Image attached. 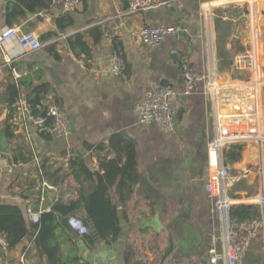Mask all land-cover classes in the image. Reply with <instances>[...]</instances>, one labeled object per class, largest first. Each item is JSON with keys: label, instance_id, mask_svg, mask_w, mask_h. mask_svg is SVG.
Here are the masks:
<instances>
[{"label": "crops", "instance_id": "crops-1", "mask_svg": "<svg viewBox=\"0 0 264 264\" xmlns=\"http://www.w3.org/2000/svg\"><path fill=\"white\" fill-rule=\"evenodd\" d=\"M161 1L130 15H121L129 0H82L69 13L51 3L47 10L26 13V18L11 25L5 19V2L0 4V34L12 25L39 36L54 32L36 51L22 50L13 39L0 41V134L8 147L1 162L14 164L13 172L0 178V203L18 205L28 219V208L43 205L39 202L41 188L49 200L60 194L46 174L42 158L52 157L59 166L65 153L74 152L96 170L98 153L87 145L107 142L119 134L135 146L139 179L128 199L114 203L120 226L117 238L92 240L88 226L85 233L74 226L60 237L64 250L74 251L81 262L230 264L224 241L230 219L215 208L214 199L204 189L215 108L202 92L181 93L182 69L186 64L198 75H212L220 83L232 85L250 76L249 71L234 69L235 57L254 52L264 80V0ZM219 10L225 11L228 18L220 17ZM60 14L73 19V25L63 31L56 26ZM147 25L176 26L179 35H168L159 45H147L137 34ZM81 45L86 46L88 58L76 55ZM118 47L126 65L124 78L109 72L110 58ZM20 81L27 84L20 87L17 98H26L35 85H49L45 98L51 97L69 117L68 136L46 137L36 132L29 138L25 136L15 105V114L10 115L6 90L9 83L18 85ZM160 87L178 91L173 99L177 118L173 132L139 120V101L146 91ZM260 110L264 134V87ZM7 122L13 132L11 139L3 133ZM241 145L238 161L227 163L222 154V164L233 175L253 167L257 160L253 142ZM13 154L19 163L10 160ZM107 154L113 156L112 152ZM257 181L260 190L261 181L253 170L232 177L227 193L239 201L251 198L258 192ZM67 183L76 195L79 184L71 178ZM212 235L218 238L217 249L223 252L215 263L208 254ZM250 248L243 264H264V229ZM0 264L47 262L33 239L26 237L6 251L0 244Z\"/></svg>", "mask_w": 264, "mask_h": 264}, {"label": "built area", "instance_id": "built-area-1", "mask_svg": "<svg viewBox=\"0 0 264 264\" xmlns=\"http://www.w3.org/2000/svg\"><path fill=\"white\" fill-rule=\"evenodd\" d=\"M82 0H51V3L59 4L65 13L74 10ZM5 0H0L3 4ZM161 0H129L127 8L121 15H130L151 9ZM219 16L226 19L228 14L219 10ZM176 26L147 25L137 31L141 41L147 45H159L168 35H179ZM15 40L19 48L24 51H36L42 48L43 41L39 34L31 30H21L18 26L6 27L0 34V41ZM236 71H249V79L239 78L232 85L222 84L212 75H198L193 69L184 64L182 69L184 88L181 92L189 95L192 92H202L209 97L215 108L214 132L209 137L207 144L206 162L207 175L204 180V189L208 196L214 199L215 208L227 218L229 206L242 202L247 204H258L263 208L262 217L259 219H248L242 221H231L226 230L225 255L230 264H243L244 256L251 242L258 237L264 229V134L261 125V94L264 80L260 78L259 68L255 53L250 52L236 56L232 63ZM126 65L123 58L113 53L110 58L109 72L113 75L125 77ZM105 73V71H102ZM178 95L172 87H160L148 90L137 105L139 120L143 123L157 124L165 132H173L176 127V110L173 99ZM45 114L36 115L26 98L20 96L15 102L18 124H20L25 136L29 138L32 132L42 136L65 137L71 132V123L67 114L51 98L45 101ZM253 142L257 147V160L253 167L246 168L244 173L253 170L261 181L260 190L251 198L239 201L230 197L227 186L232 177L240 176L242 173L233 175L221 162L223 151L232 144H243ZM2 152L0 149V178L5 174H11L14 164H3L1 162ZM49 188L46 186V189ZM45 189L41 188L38 210L27 209V216L34 222L39 220L41 212L48 210L44 207L46 199ZM68 196V194H66ZM71 228L77 226L82 233L87 232V226L82 219L74 214L68 218ZM218 238L211 236V246L208 250L209 260L212 263L223 255L217 249ZM0 244L2 249H8V242L0 232Z\"/></svg>", "mask_w": 264, "mask_h": 264}, {"label": "trees", "instance_id": "trees-1", "mask_svg": "<svg viewBox=\"0 0 264 264\" xmlns=\"http://www.w3.org/2000/svg\"><path fill=\"white\" fill-rule=\"evenodd\" d=\"M50 5L51 0H5V19L11 25L26 18V13L39 14L47 10ZM72 25L73 19L68 14H60L56 18V26L60 31ZM52 35L54 32H48L41 35L40 39L45 40ZM115 53L122 56L119 47ZM80 54H84L86 58L89 57L85 45H81L76 50V55ZM23 84L27 83L20 81L17 85L11 82L6 87L11 117L15 114L14 105ZM49 89L47 83H40L27 92L26 100L34 114H45L44 99H47L45 97ZM3 127L4 135L11 139L13 132L10 124L7 122ZM242 147L241 144L230 145L223 152L224 160L227 163L238 161ZM86 148H91L98 153L96 170H91L84 158L81 155H75L74 152L65 153L63 162L59 166H56L52 157L41 159L46 174L52 178L60 194L56 199L49 200L46 197L44 207L48 210L40 213L37 222L30 218L26 219L18 205L0 203V232L8 242V249L15 247L24 238L31 237L37 251L45 256L47 264H89L81 262L74 251H65L62 247L60 237L65 231L72 230L68 218L76 212L81 214L83 223L90 227L92 240L112 241L117 238L120 226L114 203L116 200L128 199L139 179L135 146L121 135L114 134L107 142L87 145ZM100 152H104V155H99ZM111 152L113 156L108 157L107 153ZM15 154L10 160L19 163ZM69 178L79 184L76 195L71 187L68 188ZM83 183H86V186H83ZM33 209L38 210V206L36 205ZM228 218L231 221L260 219L261 210L258 204L236 203L229 206Z\"/></svg>", "mask_w": 264, "mask_h": 264}, {"label": "water", "instance_id": "water-1", "mask_svg": "<svg viewBox=\"0 0 264 264\" xmlns=\"http://www.w3.org/2000/svg\"><path fill=\"white\" fill-rule=\"evenodd\" d=\"M31 15L30 13H28ZM0 149L2 152V156L6 155L8 153V147H7V142L6 139L3 135L0 134ZM263 211V208H262ZM75 216L81 218V214L79 212L74 213Z\"/></svg>", "mask_w": 264, "mask_h": 264}, {"label": "rangeland", "instance_id": "rangeland-1", "mask_svg": "<svg viewBox=\"0 0 264 264\" xmlns=\"http://www.w3.org/2000/svg\"><path fill=\"white\" fill-rule=\"evenodd\" d=\"M253 1V3L255 2V0H252ZM252 1H251V3H252ZM256 191L258 190V187H259V185H258V181H257V183H256ZM259 191V190H258ZM259 207H260V210H261V217H262V207L259 205ZM262 233V232H261ZM252 243V242H251ZM251 245V244H250ZM251 248L250 249H248L247 251H246V253H245V256H244V260L246 259V257H247V255L248 254H250L251 253ZM263 259H264V256H263ZM264 261V260H263ZM260 264H261V262H260Z\"/></svg>", "mask_w": 264, "mask_h": 264}]
</instances>
